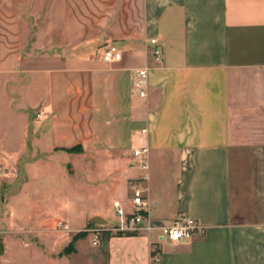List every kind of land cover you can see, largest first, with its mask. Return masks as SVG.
I'll return each mask as SVG.
<instances>
[{
    "label": "crops",
    "instance_id": "crops-1",
    "mask_svg": "<svg viewBox=\"0 0 264 264\" xmlns=\"http://www.w3.org/2000/svg\"><path fill=\"white\" fill-rule=\"evenodd\" d=\"M109 43L120 60L103 59ZM0 111V156L23 177L0 264H95L97 247L106 264H264V0H0ZM144 146L155 229L69 249L95 216L115 221V199L129 205ZM86 200L73 228L61 209ZM180 215L206 233L162 239Z\"/></svg>",
    "mask_w": 264,
    "mask_h": 264
},
{
    "label": "built area",
    "instance_id": "built-area-1",
    "mask_svg": "<svg viewBox=\"0 0 264 264\" xmlns=\"http://www.w3.org/2000/svg\"><path fill=\"white\" fill-rule=\"evenodd\" d=\"M151 44L153 45L150 49L151 54L156 61H160L162 58V47L157 42L156 38L151 39ZM121 56V49L115 43H109L104 49L103 59L106 61H118L121 59ZM147 85L148 69H137L133 79V93L143 98L147 97ZM37 116H40V113H38ZM148 152L149 148L147 146L137 148L133 151V155L137 159V165L145 172L132 184V194L129 205L124 204L121 199H115L113 201L115 221H111L108 225H91L85 229L88 234H92L93 245L99 244L102 233L107 230L122 233L147 234L155 229V219L152 215V203L141 186V183L148 179ZM9 176H18V168L15 165H6L3 162V158L0 156V178ZM57 228L70 230L68 223L64 220H58ZM198 232L205 234L206 226L202 225L194 218L180 215L164 229V234L161 238H166L172 242H179L194 238ZM160 257L161 254L157 252L153 255V260L158 261Z\"/></svg>",
    "mask_w": 264,
    "mask_h": 264
},
{
    "label": "rangeland",
    "instance_id": "rangeland-1",
    "mask_svg": "<svg viewBox=\"0 0 264 264\" xmlns=\"http://www.w3.org/2000/svg\"><path fill=\"white\" fill-rule=\"evenodd\" d=\"M0 120L4 121L7 120V117L3 115V113H1L0 111ZM6 130H4L2 133L3 135L5 134ZM10 132H14V131H10ZM242 161L240 163L241 168L245 169L247 168V165H251L253 167L256 166V162L252 160V154H250L249 152H244L242 155ZM3 158V162L8 165H16L18 167V176H9V177H3L0 178V245L3 244V235L7 234V231L9 230L8 226H7V219L10 217L11 213L8 210V205H7V200L9 197V194L11 192H13L14 190H16V187H19L18 185H21V181L23 179L22 175H21V167H22V162H18L15 161L14 157H1ZM159 172H157L155 174V176L159 175ZM248 179H246L247 181ZM249 181V180H248ZM252 181V185H253V178L251 179ZM250 184V185H251ZM68 194V195H67ZM67 196H70V193L67 192ZM24 201V198H23ZM10 204H11V198H10ZM93 207V203L89 200L86 201H81V202H77V201H70V203L66 206H63V208L61 209L62 213L67 214V218L69 220V222L71 223L73 228H77L79 226H81V224L83 223V220L85 218V214L88 213ZM12 219V218H11ZM10 220V219H9ZM61 220V219H60ZM64 220V219H62ZM66 221V220H64ZM67 222V221H66ZM91 226V225H90ZM88 227V225L86 224L81 231H85V229ZM57 228L56 231H59L61 229ZM75 232L71 230H67L66 234H70V235H75ZM92 241V234H88L87 233V237L86 240L84 241L85 244H90ZM3 246V245H2ZM97 253H95V264H106L107 262V258L105 253L103 252V250H101V248H96Z\"/></svg>",
    "mask_w": 264,
    "mask_h": 264
},
{
    "label": "trees",
    "instance_id": "trees-1",
    "mask_svg": "<svg viewBox=\"0 0 264 264\" xmlns=\"http://www.w3.org/2000/svg\"><path fill=\"white\" fill-rule=\"evenodd\" d=\"M69 150L72 151V150H74V149H69ZM75 150H76V149H75ZM90 225H94V223H93V222H90L88 226H90ZM85 236H87V232H86V231H80L79 233H77V234L74 236V239H73V241H72V243H71L69 249L72 248V244H74V241H75V240H77L78 238L85 237ZM2 250H3V246L0 245V254L2 253Z\"/></svg>",
    "mask_w": 264,
    "mask_h": 264
},
{
    "label": "water",
    "instance_id": "water-1",
    "mask_svg": "<svg viewBox=\"0 0 264 264\" xmlns=\"http://www.w3.org/2000/svg\"><path fill=\"white\" fill-rule=\"evenodd\" d=\"M93 222L96 223V224H99V225H108L110 223L109 220L103 218L102 216H95L93 218Z\"/></svg>",
    "mask_w": 264,
    "mask_h": 264
}]
</instances>
